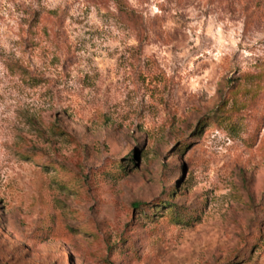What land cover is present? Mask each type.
Instances as JSON below:
<instances>
[{"label": "rangeland", "instance_id": "374dc122", "mask_svg": "<svg viewBox=\"0 0 264 264\" xmlns=\"http://www.w3.org/2000/svg\"><path fill=\"white\" fill-rule=\"evenodd\" d=\"M118 1L0 0V264H264V0Z\"/></svg>", "mask_w": 264, "mask_h": 264}, {"label": "trees", "instance_id": "16d2710c", "mask_svg": "<svg viewBox=\"0 0 264 264\" xmlns=\"http://www.w3.org/2000/svg\"><path fill=\"white\" fill-rule=\"evenodd\" d=\"M114 1H116V2H119L118 0H114ZM122 12V11H121ZM123 15L126 17V19L128 20V21H130V22H132V23H136V15H135V13L134 12H132V11H129V10H124L123 12ZM138 207H139V205H138Z\"/></svg>", "mask_w": 264, "mask_h": 264}]
</instances>
